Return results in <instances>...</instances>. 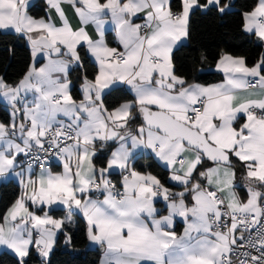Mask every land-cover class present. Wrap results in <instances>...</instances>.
Returning a JSON list of instances; mask_svg holds the SVG:
<instances>
[{
	"label": "snow or ice",
	"instance_id": "6c2138e0",
	"mask_svg": "<svg viewBox=\"0 0 264 264\" xmlns=\"http://www.w3.org/2000/svg\"><path fill=\"white\" fill-rule=\"evenodd\" d=\"M29 3L0 0V32L25 38L33 58L18 84L0 77V100L12 108L9 123L0 122V180L15 177L21 189L0 218V246L17 264H29L33 251L48 264L58 233L72 244L68 225L79 213L87 239L104 249L101 264H264V52L252 66L221 52L216 69L224 82L207 86L189 83L173 63L174 50L189 36L190 15H224L231 0H181L179 11L172 0H46L59 24L29 15ZM65 3L80 26L70 24ZM242 16L243 31L264 47V0ZM106 17L123 50L105 42ZM90 23L96 39L85 29ZM81 45L97 71L82 77L77 101L68 74L83 69ZM38 56L47 59L42 67L35 65ZM206 60L201 54L196 63ZM122 86L133 98L106 107L105 97ZM239 114L245 120L235 127ZM109 141L117 147L98 168V147ZM143 152L168 168L182 190L172 192L155 175L136 170ZM53 161L63 170L54 172ZM237 162L243 185L236 183ZM117 171L123 191L108 178ZM241 186L245 199L236 191ZM161 199L168 214L157 217ZM53 206L67 215L53 218ZM176 217L186 224L182 235L173 230Z\"/></svg>",
	"mask_w": 264,
	"mask_h": 264
},
{
	"label": "trees",
	"instance_id": "16d2710c",
	"mask_svg": "<svg viewBox=\"0 0 264 264\" xmlns=\"http://www.w3.org/2000/svg\"><path fill=\"white\" fill-rule=\"evenodd\" d=\"M257 0H231L232 10L224 15L215 11L196 10L189 18L188 41L179 46L173 52V63L176 73L188 78L189 83L212 84L223 79L220 72L213 71L216 61L221 52L229 53L233 56L244 57L247 65L252 66L264 52L261 42L253 35L245 33L242 29V13L250 11ZM173 9L180 10L181 0H172ZM29 13L35 17H42L46 14L43 4H35L29 8ZM112 34H108L109 41ZM83 69L74 67L69 72V78L73 82L71 94L75 100L82 99V91L79 83L82 77L87 75L89 79L94 78L97 66L91 61L86 49L79 48ZM201 54L207 57L202 63H196V58ZM32 64V54L25 38L14 32H0V76L9 84H17ZM202 69L193 72V68ZM133 98L129 89L121 87L117 92L105 97V106L113 107L125 100ZM10 121L9 109L0 102V122L5 124ZM137 122L133 125L139 124ZM115 143H108L105 151L99 152L94 158L95 164L103 167L106 163L111 148ZM235 160V158H233ZM210 162L208 161L206 165ZM140 171H148L155 174L161 182L168 186H174L169 181L170 172L162 166L154 157L149 154H142L137 157L134 165ZM238 179L241 182L244 175L242 166L237 162ZM110 177L120 184V173H110ZM239 190L243 188L238 187ZM20 186L13 180L0 184V218L6 213L7 209L18 198ZM244 197L245 195L242 194ZM50 214L54 217H63L65 209H53ZM2 221V220H0ZM73 237L72 244L69 246L64 243V237L59 233L56 245L48 258V264H99L101 252L98 248H91L87 239V222L76 215L75 221L68 225ZM73 249L72 251L70 249ZM29 264H40V258L35 251L28 258ZM0 264H17L14 254L4 251L0 252Z\"/></svg>",
	"mask_w": 264,
	"mask_h": 264
},
{
	"label": "crops",
	"instance_id": "0c3cea01",
	"mask_svg": "<svg viewBox=\"0 0 264 264\" xmlns=\"http://www.w3.org/2000/svg\"><path fill=\"white\" fill-rule=\"evenodd\" d=\"M101 2H104V0H101ZM35 4H43V5H45V8H46V14L44 15V16H42V17H35V16H33L34 18H36V19H41V18H43V19H48L49 17H51V20H52V22H54V23H57V24H59V17H58V15H57V13L55 12V10L54 9H50V7H49V5L46 3V0H30V3H29V8L31 7V6H33V5H35ZM62 7L64 8V10H65V13H66V15H67V18H68V20H69V22H70V24L75 28V27H77V26H80V21H79V18L76 16V14H75V12H74V10L68 5V4H63L62 5ZM28 13H29V9H28ZM29 15H31L30 13H29ZM141 15V17L143 16V14H140ZM32 16V15H31ZM105 20H106V23H105V26H104V39H105V42L107 43V45L109 46V47H116V48H118V50H123V46L119 43V38H118V32H117V29H116V26H115V24L111 21V18L110 17H106L105 18ZM134 22H136V23H143V20L141 19V18H134ZM85 29H86V31L88 32V34L93 38V39H96V38H98V33H97V31H96V27H95V25L94 24H88V25H85ZM8 32H11V31H8ZM112 34V40L111 41H109V39H108V34ZM17 34V33H16ZM19 35V34H18ZM27 41V40H26ZM188 41V38H187V40L185 41V42H183V44L184 43H186ZM27 44L29 45V43H28V41H27ZM81 46H83L85 49H86V47L84 46V45H81ZM80 46V47H81ZM29 47H30V45H29ZM30 50H31V47H30ZM79 50V49H78ZM86 51H87V49H86ZM88 53V52H87ZM88 55H89V57H90V59H91V61L97 66V64H96V62H95V59L93 58V57H91L90 56V54L88 53ZM235 57H238V56H235ZM32 63H33V58H32ZM47 63V59L45 58V57H43V56H38L37 58H36V60H35V65H36V67H42V66H44L45 64ZM32 65V64H31ZM249 66V65H248ZM74 68V67H73ZM211 70H213V71H217V72H220L222 75H223V79L221 80V81H219V82H216V83H212V84H207V85H215V84H220V83H223L224 82V79H225V77H224V73L223 72H221V71H218L217 69H216V65L213 67V68H211ZM70 71H71V69H70ZM69 71V72H70ZM54 76L55 75H57V74H53ZM1 77V76H0ZM68 79L70 80V78H69V74H68ZM82 83H83V81L81 82V83H79V86H80V89H81V85H82ZM18 84V83H17ZM72 84H73V82L71 81V87H72ZM200 84V83H199ZM16 85V84H15ZM202 85H205V86H207L206 84H202ZM122 87H124L125 88V86H122ZM130 90V89H129ZM81 91H82V89H81ZM132 93V92H131ZM132 96H134V93H132ZM29 100H31L32 99V94L31 93H29ZM82 99H83V92H82ZM82 99H80V100H82ZM80 100H77V101H80ZM0 102H2L8 109H9V111H10V113L12 112V108H11V106L10 105H8L7 104V102H5V101H2V100H0ZM58 119H63V120H65V121H67V118L66 117H63L62 115L61 116H59L58 117ZM244 120H245V116H244V114H239V116H238V119H237V121L234 123V126L235 127H239L243 122H244ZM141 122V121H140ZM139 126V124H137V125H135L134 127H132L131 126V128H132V130L133 131H135V129L137 128ZM115 143V145L111 148V150H110V153H111V151L112 150H114L116 147H117V143L116 142H114ZM107 144H108V142H107ZM107 144L101 149V148H99L98 147V150H97V154L99 153V152H102V151H105L106 149H107ZM110 153H109V157H110ZM142 154H149V153H147V152H143V153H140V155H142ZM139 155V156H140ZM150 155V154H149ZM108 157V158H109ZM158 161V160H157ZM159 162V161H158ZM94 163H95V161H94ZM162 166H164L161 162H159ZM97 166V165H96ZM208 166H212V164L211 163H209L208 165H206V167H208ZM98 168H99V166H97ZM165 167V166H164ZM166 168V167H165ZM168 169V168H167ZM52 170L54 171V172H60V171H62L63 169H62V163L60 162V161H55L54 162V164H53V168H52ZM136 170H138V169H136ZM169 170V169H168ZM138 171H140V170H138ZM141 172H148V171H141ZM169 172H170V170H169ZM117 173H119L118 171H117ZM151 173V172H150ZM152 175H155V174H153V173H151ZM170 175H171V172H170ZM156 176V175H155ZM157 177V176H156ZM170 177V176H169ZM108 178L110 179V180H112L111 179V177H110V173L108 174ZM158 178V177H157ZM159 179V178H158ZM10 180H13L14 182H16L17 184H19L18 183V180L15 178V177H9L8 179H5V180H0V184L2 183V182H7V181H10ZM160 180V179H159ZM161 181V180H160ZM169 181L174 185V182L173 181H171L170 179H169ZM162 183V182H161ZM236 183L238 184V185H243V180L240 182L239 181V179H238V174H236ZM163 184V183H162ZM121 187H122V177H121V180H120V184H119ZM166 186V185H165ZM166 187H168V186H166ZM169 189H170V191H172V192H179V191H181L182 189L179 187V186H172V187H168ZM241 188H243V190L241 191V190H239L238 189V187H237V189H236V191H237V193H238V195L241 197V199H245L246 198V195H247V192H246V188L245 187H243V186H241ZM242 194H244L245 196L243 197L242 196ZM97 196H99L100 198H102V194H99V193H97L96 194ZM93 198H96L95 196L93 197ZM166 205H167V202L166 201H163L162 199L161 200H159V202H157L156 203V208H157V210H158V212H157V217H159L160 215H167L168 213H167V207H166ZM29 207H30V209L31 208H33V206H31V205H29ZM53 209H64L63 208V206H53ZM53 209H50L49 210V212H48V214L50 215V216H52L53 218H56V219H62V218H64L66 215H67V210L65 209V215L63 216V217H59V218H57V217H54L53 215H51L50 214V211L51 210H53ZM37 214H41V213H39V212H37ZM76 215H79V216H81V217H83L81 214H79V213H77V214H74L73 215V217H72V219H73V222L75 221V219H76ZM84 218V217H83ZM85 219V218H84ZM0 222H2V221H0ZM186 227V224H185V222L183 221V219L182 218H180V217H176L175 218V220H174V228H173V230L174 231H176V233H177V235H182L183 234V230H184V228ZM58 235H59V233L57 234V238H58ZM57 241V240H56ZM56 245V244H55ZM88 245H89V247H91V248H98L99 250H100V248H101V246H99V245H96V244H93L91 241H89L88 240ZM55 247V246H54ZM54 247H53V249H54ZM4 251H7V252H10V253H12L11 252V250H9V249H7V248H5V247H3V246H0V252H4ZM101 252V257H100V261H99V264H101V261L104 259V249H103V251H100ZM13 254V253H12ZM49 258V257H48ZM48 258H47V260H48Z\"/></svg>",
	"mask_w": 264,
	"mask_h": 264
},
{
	"label": "built area",
	"instance_id": "2783aa9c",
	"mask_svg": "<svg viewBox=\"0 0 264 264\" xmlns=\"http://www.w3.org/2000/svg\"><path fill=\"white\" fill-rule=\"evenodd\" d=\"M173 11H178V10H175L173 9ZM55 161H53L52 163L54 164ZM121 176V174H120ZM113 184H115L116 188L119 189L120 191H123V188L118 184L116 183L114 180H111Z\"/></svg>",
	"mask_w": 264,
	"mask_h": 264
},
{
	"label": "water",
	"instance_id": "95a60500",
	"mask_svg": "<svg viewBox=\"0 0 264 264\" xmlns=\"http://www.w3.org/2000/svg\"><path fill=\"white\" fill-rule=\"evenodd\" d=\"M126 89H129L128 86H125ZM141 121V119L139 118ZM108 143H114V141H109ZM210 162V161H209ZM211 163V162H210ZM71 251L73 250L72 248L70 249ZM100 251H103V248H100Z\"/></svg>",
	"mask_w": 264,
	"mask_h": 264
}]
</instances>
